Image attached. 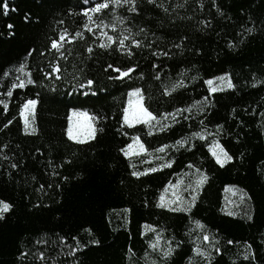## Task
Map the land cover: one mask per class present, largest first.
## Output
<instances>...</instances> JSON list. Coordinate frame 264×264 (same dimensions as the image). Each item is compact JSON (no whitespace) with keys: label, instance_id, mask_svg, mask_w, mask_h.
Segmentation results:
<instances>
[{"label":"trees","instance_id":"1","mask_svg":"<svg viewBox=\"0 0 264 264\" xmlns=\"http://www.w3.org/2000/svg\"><path fill=\"white\" fill-rule=\"evenodd\" d=\"M133 89L152 122L125 123ZM0 101V264H264V0H0ZM193 170L185 209L163 203Z\"/></svg>","mask_w":264,"mask_h":264},{"label":"rangeland","instance_id":"2","mask_svg":"<svg viewBox=\"0 0 264 264\" xmlns=\"http://www.w3.org/2000/svg\"><path fill=\"white\" fill-rule=\"evenodd\" d=\"M55 43L58 45V42H55ZM29 112L30 110L25 109L22 115L26 125L30 124V119L28 117ZM147 113H150L151 117H149ZM126 116L128 117V122H125V123L129 125H134V124L141 123V122L150 123L154 120V115L150 111H148V109L145 107L144 96L140 89H133L129 92L127 106H126L125 115H124V121H125ZM137 119L140 122H137ZM90 126L91 128L95 129V134H96V127H95L94 121L88 112L82 111V110H73L71 112V115L69 118L68 132H69V129H71L73 136L76 137L74 140L86 141V140L92 139V138H89V135H88L90 131ZM221 148L223 149L220 143H218L217 141H213L211 145L212 153L215 151L217 154H220ZM146 150L147 148L139 136H134L131 142L127 144V146L125 147V153H127V155L142 154V153L147 152ZM223 151L226 152L224 149ZM155 158H156V155L151 154L148 161L153 163L155 162ZM202 177L203 175L201 173H199L196 170H193L191 171L190 175L178 180L175 183L170 184L162 192V196H161L162 202L168 205L169 207H177V208L185 209V207L190 203V199H194L195 193L198 187H200L201 185L200 181ZM227 202L230 204V206H232L233 208L237 210H240V211L249 210L248 200L246 199L244 193L238 191L236 187H230L228 189ZM153 229H154V226L148 227V230H153ZM156 238H157V241L154 245L158 246L159 244L162 243V236H161L160 231L156 232ZM205 242H208V239H205ZM201 244L204 245V242H201ZM205 247L209 249L212 247V244L209 243ZM61 250H62V254L71 253V250H68V248L66 247L62 248ZM37 255L38 257L36 258H38L39 260H45V255L43 252L41 253L38 252ZM52 261H55V260H52Z\"/></svg>","mask_w":264,"mask_h":264},{"label":"snow or ice","instance_id":"3","mask_svg":"<svg viewBox=\"0 0 264 264\" xmlns=\"http://www.w3.org/2000/svg\"><path fill=\"white\" fill-rule=\"evenodd\" d=\"M115 2H116V3H120V0H115ZM125 2H128V0H125ZM107 6H108V5H107L106 3H105V4H99V5H97V7H96L95 9H92V11H100L102 8H106ZM60 39L63 40L64 37L61 36ZM120 43H121V45H123V41H122V40L120 41ZM107 46H108V45H102V47H107ZM52 47L57 48L58 46H57V44L54 42L53 45H52ZM116 71H119V69H116ZM129 71H131V69H130ZM128 74H129L128 72H124V73H122L123 76H127ZM88 83L91 84L92 82L89 81ZM210 83H211V82H210ZM24 86H25V85H24L23 82H21V83L18 85V87H21V88H23ZM228 86L231 87V84H229ZM216 90H217V89H215V88L213 89V91H216ZM8 95H11V92H9ZM0 103H3V101H0ZM35 104H36V101H35V100H29V101H27V102L25 103L24 108L27 109V110H30V111H31L32 109H34ZM145 112H146V110H145ZM74 115H75V113H74ZM84 115H86V114H84ZM147 115H148L149 117H151V114H150V113H147ZM92 119H94V118H92ZM26 122H27V121H26ZM125 122H128V117H127V116L125 117ZM137 122H140V121L137 119ZM33 131H35V129H33ZM88 135H89V138H94V136H95V129H94V128H91V126H90V131H89V134H88ZM69 137H70V138H73V139L76 138L75 136H73L71 129H69ZM162 150H163V149H161V151H162ZM126 154H127V153H126ZM213 155L216 156V158H217V162L220 163V164H224V163H226V162H228V161H230V160L232 159V157L229 156L226 152H224L222 148H221V152H220V154H217V153L214 151V152H213ZM169 166H170V165H169ZM154 170H155V169H152V171H154ZM134 174H136V173H134ZM140 174L143 175V173H140ZM206 179H207V177H202L200 183H203L204 181H206ZM230 190H231V189H230ZM0 206H2V207H0V218H2V217H3V213L6 212V211H8L9 208L11 207V205L6 204V203H4L3 201H0ZM205 239H207V237H205ZM166 254H167V253H166Z\"/></svg>","mask_w":264,"mask_h":264},{"label":"water","instance_id":"4","mask_svg":"<svg viewBox=\"0 0 264 264\" xmlns=\"http://www.w3.org/2000/svg\"><path fill=\"white\" fill-rule=\"evenodd\" d=\"M131 71H132V70H131ZM131 71H127V72L130 74V73H131ZM125 77H126V76H123V75H122V78H125Z\"/></svg>","mask_w":264,"mask_h":264}]
</instances>
